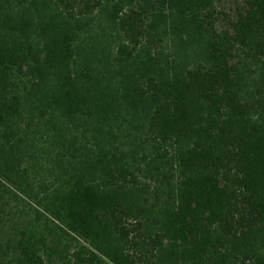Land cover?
Wrapping results in <instances>:
<instances>
[{
	"label": "trees",
	"instance_id": "1",
	"mask_svg": "<svg viewBox=\"0 0 264 264\" xmlns=\"http://www.w3.org/2000/svg\"><path fill=\"white\" fill-rule=\"evenodd\" d=\"M0 264H264V0H0Z\"/></svg>",
	"mask_w": 264,
	"mask_h": 264
}]
</instances>
